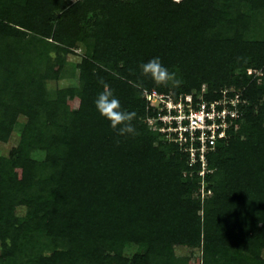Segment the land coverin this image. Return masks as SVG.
<instances>
[{
  "label": "trees",
  "instance_id": "1",
  "mask_svg": "<svg viewBox=\"0 0 264 264\" xmlns=\"http://www.w3.org/2000/svg\"><path fill=\"white\" fill-rule=\"evenodd\" d=\"M263 10L264 0H0V142L27 118L0 155V264H191L177 244L202 247L203 264H264ZM80 46L77 85L49 90ZM153 57L179 86H134ZM101 80L136 113L135 135L97 112ZM205 83L208 98L234 86L248 103L209 156L202 202L186 154L145 122L143 91ZM128 243L145 251L130 260Z\"/></svg>",
  "mask_w": 264,
  "mask_h": 264
},
{
  "label": "built area",
  "instance_id": "2",
  "mask_svg": "<svg viewBox=\"0 0 264 264\" xmlns=\"http://www.w3.org/2000/svg\"><path fill=\"white\" fill-rule=\"evenodd\" d=\"M249 74H261V69L250 68ZM245 88L224 87L215 98L207 97L204 86L198 92L159 91L144 89L147 111L145 122L161 134L168 143L175 144L188 157L191 173L201 177V192L207 190L205 175L212 171L209 156L216 146L238 133L248 103Z\"/></svg>",
  "mask_w": 264,
  "mask_h": 264
},
{
  "label": "clouds",
  "instance_id": "3",
  "mask_svg": "<svg viewBox=\"0 0 264 264\" xmlns=\"http://www.w3.org/2000/svg\"><path fill=\"white\" fill-rule=\"evenodd\" d=\"M139 75L142 79L134 84L135 87H141L145 79L160 86H168L169 84L179 86L181 84V80L176 78V73L169 70L160 57H153L142 62L139 65ZM101 84H103V89L98 92L94 99L97 112L109 121L110 126L117 130L119 135H135L136 128L133 121L136 118V113L125 109L114 90L103 80H101Z\"/></svg>",
  "mask_w": 264,
  "mask_h": 264
},
{
  "label": "rangeland",
  "instance_id": "4",
  "mask_svg": "<svg viewBox=\"0 0 264 264\" xmlns=\"http://www.w3.org/2000/svg\"><path fill=\"white\" fill-rule=\"evenodd\" d=\"M175 1H180V0H175ZM244 11L249 12L248 7L245 6ZM258 19H259V21L262 20L260 22V25L258 26L259 28L262 29V31H257V34L259 36V37L257 36V38H261L262 34L264 33V10L259 15ZM250 32L256 33L255 30L248 31V33H250ZM84 52H85L84 48L82 46H80L79 48L75 49L74 53H70L68 55L66 68H65V71L63 73V79L48 80L47 86H48L49 90L53 91L59 87H67L69 85H77L78 78L76 76V70H75L76 62L79 60L78 56H83ZM51 54L54 56V53H51ZM204 86L207 89L206 83L202 86V88ZM26 121H27V118L24 115H21L19 117V123L16 126V128H15L12 136L9 138V140L7 142H0V155H5V156L8 155L10 150L17 144V141L19 139V135L21 133V129H22V127ZM155 144L159 145L158 142H156ZM34 155H35V157H37L39 159L44 158L43 152L33 153V156ZM211 194L212 193L204 196L202 194L201 190L198 189L195 196L200 198V200L203 202L204 200L209 198L211 196ZM24 213H25V209L22 208V206L19 207L18 208V214L22 215ZM144 251H145V248L143 246H140V245L135 244V243H128L123 248L122 252H123L124 256H126L130 260H132L136 254L142 253ZM174 252H175V255L177 257L188 259V261L191 262V264H203V262H202V257H203L202 247H191V246L177 244L174 246ZM111 254H113V252H111ZM262 256L264 258V250L262 252ZM199 260H200V263H198Z\"/></svg>",
  "mask_w": 264,
  "mask_h": 264
}]
</instances>
